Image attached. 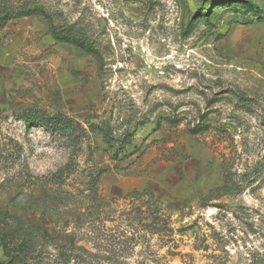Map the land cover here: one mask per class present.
Here are the masks:
<instances>
[{
	"label": "rangeland",
	"instance_id": "rangeland-1",
	"mask_svg": "<svg viewBox=\"0 0 264 264\" xmlns=\"http://www.w3.org/2000/svg\"><path fill=\"white\" fill-rule=\"evenodd\" d=\"M28 4L0 28V264H264V0Z\"/></svg>",
	"mask_w": 264,
	"mask_h": 264
},
{
	"label": "trees",
	"instance_id": "trees-1",
	"mask_svg": "<svg viewBox=\"0 0 264 264\" xmlns=\"http://www.w3.org/2000/svg\"><path fill=\"white\" fill-rule=\"evenodd\" d=\"M16 1L17 0H0V28L3 27L5 23L10 19H19L34 15L45 16V12L36 5L30 7L31 5L28 4L15 8L13 4H15ZM201 11L202 13L205 14V16L208 14V9H206V7L202 8ZM201 17L202 15L200 16V18ZM54 36L56 37L57 40L69 43L88 54L93 53L90 47H88L83 41H81V39L75 37L74 35H67L63 37H59L58 35H54ZM20 119L23 121L26 128H29L30 126H40V125L46 128H54L59 131L70 128L69 122L65 120V118H63L61 115L49 117L33 109L23 112ZM16 146H17L16 148L20 152L21 151L20 145L17 144ZM19 152L17 153V155L19 154ZM6 158L7 155L3 157V159ZM228 189L229 187L224 184L220 188L219 192L228 193L230 192L228 191Z\"/></svg>",
	"mask_w": 264,
	"mask_h": 264
}]
</instances>
